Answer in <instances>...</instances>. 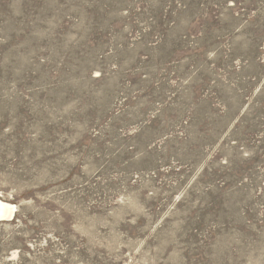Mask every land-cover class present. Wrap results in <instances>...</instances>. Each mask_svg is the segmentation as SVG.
<instances>
[{
	"label": "rangeland",
	"instance_id": "1",
	"mask_svg": "<svg viewBox=\"0 0 264 264\" xmlns=\"http://www.w3.org/2000/svg\"><path fill=\"white\" fill-rule=\"evenodd\" d=\"M0 264H264V0H0Z\"/></svg>",
	"mask_w": 264,
	"mask_h": 264
},
{
	"label": "bare ground",
	"instance_id": "2",
	"mask_svg": "<svg viewBox=\"0 0 264 264\" xmlns=\"http://www.w3.org/2000/svg\"><path fill=\"white\" fill-rule=\"evenodd\" d=\"M14 206L8 203H5L3 201L0 200V220L6 219L9 215H11L10 218L13 217L14 215Z\"/></svg>",
	"mask_w": 264,
	"mask_h": 264
},
{
	"label": "water",
	"instance_id": "3",
	"mask_svg": "<svg viewBox=\"0 0 264 264\" xmlns=\"http://www.w3.org/2000/svg\"><path fill=\"white\" fill-rule=\"evenodd\" d=\"M3 220H8V219H3Z\"/></svg>",
	"mask_w": 264,
	"mask_h": 264
}]
</instances>
